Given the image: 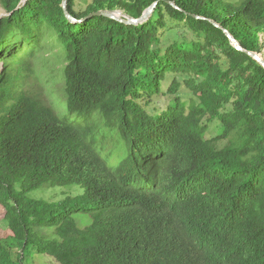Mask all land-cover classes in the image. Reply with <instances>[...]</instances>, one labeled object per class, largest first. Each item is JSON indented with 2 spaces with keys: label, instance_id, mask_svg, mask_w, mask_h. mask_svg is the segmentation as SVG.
<instances>
[{
  "label": "trees",
  "instance_id": "obj_1",
  "mask_svg": "<svg viewBox=\"0 0 264 264\" xmlns=\"http://www.w3.org/2000/svg\"><path fill=\"white\" fill-rule=\"evenodd\" d=\"M63 1L0 0V264H264V0Z\"/></svg>",
  "mask_w": 264,
  "mask_h": 264
},
{
  "label": "rangeland",
  "instance_id": "obj_2",
  "mask_svg": "<svg viewBox=\"0 0 264 264\" xmlns=\"http://www.w3.org/2000/svg\"><path fill=\"white\" fill-rule=\"evenodd\" d=\"M89 0H77V5L76 8L77 9H82L85 8V6L87 5V2ZM117 14L120 17H127L124 13V11L122 10H116ZM7 12L4 9V7L2 6V4L0 3V19L3 16H6ZM259 37H260V44L261 47L263 49L262 53H264V31L259 33ZM54 51H56V49H54ZM2 68V64L0 63V69ZM169 85V81L165 82L164 84V90L167 89ZM58 97L62 98V94L60 89L57 90L56 93L52 94L50 99H53L54 101V106H56V108L63 114H66L67 110V106L65 105V108L62 107L59 104V100ZM157 106L161 109H163L170 101V96L167 95H160V97H158L157 99ZM61 116H63L62 114H60ZM216 133V126L213 124L211 125L210 131L208 133V137L215 135ZM105 142L107 143V145H111L108 143L107 140H105ZM114 154H116V151H113ZM103 157H107L106 154H103L101 152H99ZM85 193V189L82 185H78V184H73V185H69V186H45V187H41L39 189L33 190L31 192L28 193V197L29 198H33V199H44L46 201H50V202H60L61 200L65 199L66 197L69 196H77V195H83ZM5 213H6V209L4 207V205L0 202V237H6L7 235H9V233H11L10 228L8 227V223L5 220ZM73 216L76 218V220L78 221V224L81 227H86L89 225V223L91 222V217L88 214L82 213V212H74ZM46 232L51 233V230H46ZM58 264L55 259H53L50 256H37L35 258V263L34 264Z\"/></svg>",
  "mask_w": 264,
  "mask_h": 264
},
{
  "label": "water",
  "instance_id": "obj_3",
  "mask_svg": "<svg viewBox=\"0 0 264 264\" xmlns=\"http://www.w3.org/2000/svg\"><path fill=\"white\" fill-rule=\"evenodd\" d=\"M67 2H68V0H64L63 1V8H64L66 16L69 18L70 21L82 22L83 20H85V19H87L89 17L91 18L93 16L104 15V16L116 19L118 21L125 22L127 24H139V23L147 21L149 19V17L152 15V13L154 12V10H155V8H156V6L158 4V1H156L140 17H132V16H129V15L125 14L127 17H125V18L123 17L122 18V17H120L117 14L116 10L115 11H113V10H98L96 12H93V13L89 14L84 19H77L74 16H72L70 14V12L68 11ZM173 5H175V4L173 3ZM197 17H200V16H197ZM224 30H225L226 34L228 35V37L231 39L232 44H234L238 49H243L241 44H240V42L230 33V31L228 29H224ZM247 53L249 55H251L253 58H255L264 67V57L262 56V54H260L258 52H255V51H248V50H247Z\"/></svg>",
  "mask_w": 264,
  "mask_h": 264
}]
</instances>
